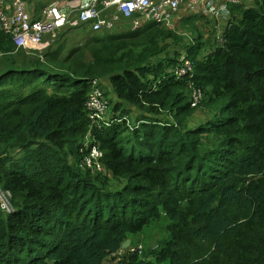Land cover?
Listing matches in <instances>:
<instances>
[{
    "label": "trees",
    "instance_id": "16d2710c",
    "mask_svg": "<svg viewBox=\"0 0 264 264\" xmlns=\"http://www.w3.org/2000/svg\"><path fill=\"white\" fill-rule=\"evenodd\" d=\"M24 1L33 16L52 2ZM177 20L189 42L152 23L78 27L25 53L0 31V189L14 209L0 211V264H264V0L230 6L223 47L212 19ZM182 54L192 76L176 80ZM92 80L110 107L111 90L110 117H127L123 102L137 126L94 131V173L81 167ZM150 226L157 248L143 255L135 237Z\"/></svg>",
    "mask_w": 264,
    "mask_h": 264
},
{
    "label": "built area",
    "instance_id": "2783aa9c",
    "mask_svg": "<svg viewBox=\"0 0 264 264\" xmlns=\"http://www.w3.org/2000/svg\"><path fill=\"white\" fill-rule=\"evenodd\" d=\"M240 0H52L35 16L28 11L24 0H0V31L10 35L15 50L25 53H41L47 49L68 28L86 27L93 33H111L119 24L126 23L130 31L140 30L144 24L152 23L167 29H174V23L182 9L190 14L200 13L213 22L216 32V46L225 44L222 35L230 28V6L238 5ZM193 65L182 54L178 67L172 72L176 80L191 78ZM191 107H196L203 94L196 88H190ZM110 104L99 89L98 81H91V90L84 105L89 126L82 141L88 155L81 162V167L94 172H102L100 160L103 152L98 148L94 131L101 132L127 117L116 120L108 116ZM84 152L83 150L81 151ZM12 195L0 189V211L5 215L13 213Z\"/></svg>",
    "mask_w": 264,
    "mask_h": 264
},
{
    "label": "rangeland",
    "instance_id": "374dc122",
    "mask_svg": "<svg viewBox=\"0 0 264 264\" xmlns=\"http://www.w3.org/2000/svg\"><path fill=\"white\" fill-rule=\"evenodd\" d=\"M33 1H37V0H33ZM42 1H46V0H42ZM188 24L187 22H178L177 23V27L175 26V23H174V29L173 30H178V33H183L185 35V37L187 38V41L189 42L190 39L192 38V36L188 33V26H183V24ZM123 24H126V23H122V24H119L115 29H113V31H117V30H126V26L123 25ZM181 24H182V27H181ZM197 26H199L202 30V33L204 35V39H211L213 38V36L210 35V32H209V27L208 26H205V21L203 19H198L196 20V23ZM205 26V27H204ZM67 30V29H65ZM77 36H80V35H77ZM103 90L105 93H107V97L109 100H111V107L110 109L108 110V116H110V112L112 111V107L114 106L115 104V99L111 93V90L109 88V86H107L106 84H104L103 86ZM121 109L122 110H126L127 111V117L129 119H131L134 123V107H131L123 102H121ZM194 121H197L196 123L200 122L199 119H195ZM132 146V143H129L127 146L125 145V148H130ZM165 229H161V232L164 233ZM158 233H159V226H154V227H149L145 230V232H143L139 237H135V241H138L139 240V244L142 246V253L143 255H146L149 251V245L152 244V242H156V246H154V249L157 248V241L154 239L152 240L151 238L153 236H157L158 237ZM150 240H152L150 242ZM152 258V257H150Z\"/></svg>",
    "mask_w": 264,
    "mask_h": 264
},
{
    "label": "water",
    "instance_id": "95a60500",
    "mask_svg": "<svg viewBox=\"0 0 264 264\" xmlns=\"http://www.w3.org/2000/svg\"><path fill=\"white\" fill-rule=\"evenodd\" d=\"M129 245H130V240L129 239L125 240L124 243L121 245V250L125 251L129 247ZM154 246H156V242L153 241L151 244V248L154 249Z\"/></svg>",
    "mask_w": 264,
    "mask_h": 264
},
{
    "label": "crops",
    "instance_id": "0c3cea01",
    "mask_svg": "<svg viewBox=\"0 0 264 264\" xmlns=\"http://www.w3.org/2000/svg\"><path fill=\"white\" fill-rule=\"evenodd\" d=\"M177 20V19H176ZM177 21H179V20H177ZM176 22V21H175Z\"/></svg>",
    "mask_w": 264,
    "mask_h": 264
}]
</instances>
